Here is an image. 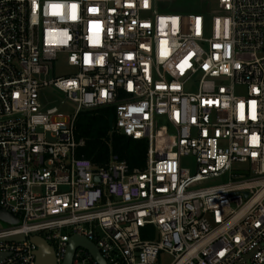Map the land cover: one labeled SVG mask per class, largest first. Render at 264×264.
I'll use <instances>...</instances> for the list:
<instances>
[{"label": "built area", "instance_id": "obj_1", "mask_svg": "<svg viewBox=\"0 0 264 264\" xmlns=\"http://www.w3.org/2000/svg\"><path fill=\"white\" fill-rule=\"evenodd\" d=\"M174 1L0 0V207L21 221H0V264H36L33 237L63 264L76 236L108 264H264V0ZM59 59L74 73L52 77ZM105 107L144 170L79 155V114Z\"/></svg>", "mask_w": 264, "mask_h": 264}, {"label": "trees", "instance_id": "obj_2", "mask_svg": "<svg viewBox=\"0 0 264 264\" xmlns=\"http://www.w3.org/2000/svg\"><path fill=\"white\" fill-rule=\"evenodd\" d=\"M116 109L114 107L98 108L83 111L76 122V134L86 141L79 155L89 159L95 167L108 162L111 154L126 160L131 170H144L147 160L148 143L146 140H133L114 131ZM149 233H144V239H150Z\"/></svg>", "mask_w": 264, "mask_h": 264}, {"label": "rangeland", "instance_id": "obj_3", "mask_svg": "<svg viewBox=\"0 0 264 264\" xmlns=\"http://www.w3.org/2000/svg\"><path fill=\"white\" fill-rule=\"evenodd\" d=\"M173 8L177 9V11H169L175 13L181 12H198L202 9L207 8L210 6L211 11H217V2L209 0V1H200V0H176L172 3ZM241 58L249 60L252 57L250 55H244ZM74 73V69L71 68L66 60L59 59L57 62L54 63V70L51 74L52 77H67ZM64 99V95L54 88H47L41 91V100L44 102H48L47 107H54L56 105L59 106L60 101ZM75 110L73 104L68 103L66 107L63 109L64 113H72ZM183 166L189 168L191 170L196 169V162L195 159L192 157L185 158L183 160ZM229 180L228 176H224L221 178H214L209 181V185H218ZM252 254L246 255L242 262L237 264H252L251 263ZM170 258H163V262L161 264H169Z\"/></svg>", "mask_w": 264, "mask_h": 264}, {"label": "water", "instance_id": "obj_4", "mask_svg": "<svg viewBox=\"0 0 264 264\" xmlns=\"http://www.w3.org/2000/svg\"><path fill=\"white\" fill-rule=\"evenodd\" d=\"M0 221L2 223L14 225V226L19 225L21 223V221L17 217L4 210L2 207H0ZM9 240L25 241L26 239L24 236H18L11 238ZM31 242L37 246L36 264H57L54 256V251L50 247V245L46 242V240H44L41 237H33L31 238ZM79 247L87 249L99 264H108L93 243H91L89 240L85 238H81L78 236L70 240L69 249L63 264L72 263L74 252Z\"/></svg>", "mask_w": 264, "mask_h": 264}, {"label": "bare ground", "instance_id": "obj_5", "mask_svg": "<svg viewBox=\"0 0 264 264\" xmlns=\"http://www.w3.org/2000/svg\"><path fill=\"white\" fill-rule=\"evenodd\" d=\"M49 261H50V260H49ZM49 261H48V262H49Z\"/></svg>", "mask_w": 264, "mask_h": 264}]
</instances>
